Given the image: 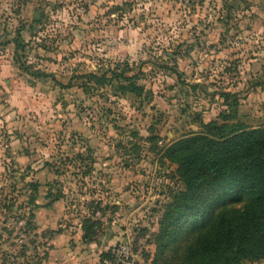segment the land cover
Instances as JSON below:
<instances>
[{"label":"rangeland","instance_id":"obj_1","mask_svg":"<svg viewBox=\"0 0 264 264\" xmlns=\"http://www.w3.org/2000/svg\"><path fill=\"white\" fill-rule=\"evenodd\" d=\"M0 74V264H179L161 155L264 123V0H0Z\"/></svg>","mask_w":264,"mask_h":264},{"label":"trees","instance_id":"obj_2","mask_svg":"<svg viewBox=\"0 0 264 264\" xmlns=\"http://www.w3.org/2000/svg\"><path fill=\"white\" fill-rule=\"evenodd\" d=\"M120 88L135 90L132 83ZM219 96L227 107L237 105L235 92L221 90ZM235 111L221 122L203 123L162 152L176 164L183 188L165 206L159 249L177 243L179 264L264 260V123L247 124ZM184 230L191 236L178 239Z\"/></svg>","mask_w":264,"mask_h":264},{"label":"crops","instance_id":"obj_3","mask_svg":"<svg viewBox=\"0 0 264 264\" xmlns=\"http://www.w3.org/2000/svg\"><path fill=\"white\" fill-rule=\"evenodd\" d=\"M1 75V74H0Z\"/></svg>","mask_w":264,"mask_h":264}]
</instances>
